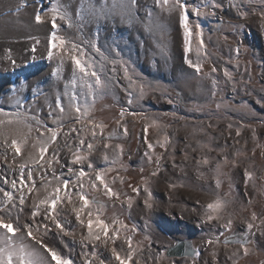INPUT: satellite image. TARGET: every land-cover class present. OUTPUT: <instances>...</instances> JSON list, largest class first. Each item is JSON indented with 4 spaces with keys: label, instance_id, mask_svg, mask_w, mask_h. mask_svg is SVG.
<instances>
[{
    "label": "rangeland",
    "instance_id": "rangeland-1",
    "mask_svg": "<svg viewBox=\"0 0 264 264\" xmlns=\"http://www.w3.org/2000/svg\"><path fill=\"white\" fill-rule=\"evenodd\" d=\"M185 2L191 11V7L201 5L205 0ZM233 2L215 0L219 7L202 9L198 22L203 25L207 56L201 54L202 73L196 74L185 63L179 13H169L157 6L155 0H137V7L131 15L123 17L120 14L99 15L98 10L104 0H43L41 10L50 9L56 3L71 17L72 27H68L65 21H58L61 36L84 47L98 63L100 57L91 48V43L98 44L109 57L100 73L102 79H107L108 89L96 99L91 116L104 125V136L115 133L118 137L107 141L112 148L117 144L123 147V155L115 165H111L108 180L112 182L116 178L112 183L113 189L127 196L109 199L103 189L90 190L89 194L106 205L101 219L111 223L112 217L118 216L128 226L133 246L137 249L132 264H137V261L138 264H264V4L261 0H244L238 11L232 6ZM235 2L239 3V0ZM21 4L27 6L20 7ZM38 9L40 4L37 0H0V108L15 111L14 102L19 99L27 114L55 126L49 117L48 105L55 108L57 94L63 97L65 85L72 79L73 68L70 62H66L59 78L53 76L58 61L47 59L51 12L45 17L46 22L38 25L34 19ZM196 21L193 16V22ZM197 43L194 37L193 51L188 56L194 63L197 61ZM34 46L35 53L32 51ZM9 49L11 58L16 61L15 66L10 62ZM112 60L117 61L115 72ZM120 61L135 69L134 78L145 87V96L131 105L128 104V90H134L138 85L130 89ZM225 70L231 73V80L225 77ZM209 77L218 82L215 95L212 94V79ZM21 81H26L22 89ZM13 85L17 88L16 93L11 91ZM63 102L67 105L66 97ZM122 110L145 115L121 117ZM54 115H59L58 110ZM74 115L64 117L65 132L73 126L81 127L73 123ZM152 119L158 122V128L150 126ZM230 124L231 129L228 127ZM123 125L127 126L128 135H124ZM146 125L149 126L147 140L155 145L151 153L152 163L145 157V152L149 151L145 143ZM238 127L239 137L235 134ZM165 134L171 138L167 150L157 143ZM35 135L38 134L34 132ZM71 135L74 137L75 133ZM87 139L90 140L91 136ZM33 142L30 139L23 147L22 155L15 158L18 162L34 151ZM57 143L63 146L64 138L61 137ZM95 143L97 147L90 159L97 167H105L103 143L99 137ZM112 148L108 149L110 158ZM51 151L49 149V156ZM204 156L211 163L198 165L197 161ZM224 156L230 161L235 160V166L231 163L222 165L221 184L217 189L216 174L212 169ZM60 157V163L53 165L57 173L66 171L62 165L67 164L70 158L67 149L60 153ZM156 157L161 158L159 167L155 163ZM12 161L11 151L7 153V160L0 157V170L9 179L13 170L7 165ZM245 170L255 177L254 183L248 182L247 187ZM18 171L16 168L17 175ZM48 171L50 175L51 170ZM153 171L158 175L153 176ZM121 179L124 183L120 182ZM36 180L37 187H40L38 173ZM145 182L151 192L150 199L144 192ZM172 184L176 187H169ZM0 186L11 191L10 185ZM134 188L140 189L139 195L133 191ZM217 194L229 201L222 214L223 219L202 222L204 206ZM35 195V192L26 194L20 212L21 224L32 223L39 238L70 257L74 264H87L88 261L99 264V259H103L105 264H117L110 247L99 241L84 240L81 243V238L87 235V217H83L84 225L77 222L72 203L65 201L58 206L60 219L66 222L72 235H57L58 230L51 220L44 219L46 213L43 210L33 220L31 213ZM127 197L133 199L131 209L127 208ZM145 200L151 207L145 205ZM73 203L79 207L75 198ZM253 213L258 217L255 221H252ZM228 219L232 220L231 231L222 227ZM248 222H252L254 227L248 244L250 253L244 256L239 245L225 246L223 240L233 234L244 233ZM45 224L50 229H45ZM217 238L220 243L216 242ZM185 240L193 243L198 256L166 257L167 248ZM25 242L43 253L34 240L26 238ZM115 246L121 249V255H126L127 245L122 239L117 240ZM93 249L97 258L90 255ZM233 253L237 255L233 256Z\"/></svg>",
    "mask_w": 264,
    "mask_h": 264
},
{
    "label": "snow or ice",
    "instance_id": "snow-or-ice-1",
    "mask_svg": "<svg viewBox=\"0 0 264 264\" xmlns=\"http://www.w3.org/2000/svg\"><path fill=\"white\" fill-rule=\"evenodd\" d=\"M40 4V9L35 14V23H45V17L51 12L50 27L51 32L48 38L47 47V59L49 61L57 60L58 63L53 71V76L59 78L61 69L66 62H70L73 68L72 79L65 85V91L63 97L58 93L55 101V108L52 104H49V117L53 120L55 126H49L46 122L38 119L34 115H29L24 110V104L21 100L17 99L15 103V111H5L0 108V157L7 160V153L11 151L13 155L12 163L7 167L13 170V176L11 179L0 170V184L10 185L11 191L7 188L0 186V264H74V261L61 253L56 247L50 246L44 240L39 238L38 232L35 231L32 223L24 222L21 224L20 212L25 204L26 194L31 195L35 192L34 208L31 213L33 220L35 217L41 214L43 210L46 215L44 219H50L55 229L58 230L57 235L63 234V236L72 235L71 229L67 227L65 221L60 219V212L58 206L62 205L65 201L73 204V211L75 212L76 221L81 225H84V216L87 217V235L81 238V243L84 240L89 242L99 241L106 247H110L112 257L117 264H132L133 257L136 255L137 249L133 246V239L128 231V226L124 224L118 216H113L111 223L105 222L101 219L104 208L106 207L95 196H90V190L99 191L103 189L104 195L109 199H120L121 195L127 196L115 191L112 187V183L116 178H113L112 182L108 180V173L112 171L111 165H115L117 159L123 155L122 145H112L107 141L117 139L115 133L104 136V125L96 122L92 116L91 111L98 96H103L108 89L107 79H102L101 72L104 69V63L108 61L109 57L101 51L100 47L96 43H91V48L99 55V63L92 57L84 47L76 44L75 42L67 40L65 37L59 34L61 25L58 21H65L68 27H72L73 22L71 17L59 7L56 3L51 5L50 9H43V0H37ZM244 0H239L236 3L235 0L232 4L238 11L241 10L240 5ZM251 2V0H249ZM264 4V0H261ZM155 4L162 9H166L169 13L178 12L179 27L182 30V42L183 51L185 55V63L188 67L192 68L196 74L202 73V66L200 62L201 54L207 56L206 45L204 41L203 25L198 22V18L203 14L202 9L208 7L216 8L220 5L215 3V0H205V3L191 7L185 0H155ZM26 4H21L20 7H26ZM137 7V0H104V3L100 6L98 14L107 16L110 14H120L123 16H130L132 10ZM97 10H94L96 12ZM19 12V8H17ZM215 13L213 12V15ZM151 11L148 16L151 18ZM193 16L197 18L196 22H193ZM197 40V46L195 53L197 61L194 63L188 58L189 53L193 51L192 44L193 38ZM37 43L39 41L37 40ZM35 53V46L32 48ZM163 52L164 49L161 48ZM9 59L13 66L16 65L15 59L10 56ZM237 55L239 54V48L236 49ZM119 55V53H117ZM35 57H33L34 59ZM113 71H116V60H112ZM120 66L123 69L124 78L128 80L129 86H137L134 90H128V104L131 105L135 100L142 99L145 96V87L143 83L138 82L134 78L135 69L130 68L124 61H120ZM216 71L215 68L212 70ZM225 77L231 80V73L225 70ZM211 78V77H209ZM212 79V94H216L218 82L216 79ZM26 86V81H21L20 88ZM77 88L80 91H77ZM11 91L17 92L15 85L12 86ZM67 98V105L64 104V98ZM172 102L171 100L169 101ZM264 102V101H262ZM220 105H217L219 108ZM58 110L59 115H54V112ZM73 116V123L80 124V128L75 126L71 127L69 131H64L63 120L65 116ZM121 117L125 115L131 116H144V113L132 112L122 110ZM151 127H159L158 122L155 119L151 121ZM124 135H128V128L123 125ZM211 127V125H209ZM229 129L232 125H228ZM149 126L144 127L145 143L148 146L149 151L145 152L149 163L153 162V156L155 145L147 140ZM38 135L33 136V133ZM75 133L73 137L71 134ZM236 136L241 135L239 127L236 131ZM91 139H87L88 136ZM63 137V146L57 143V141ZM97 137L100 138V143H103L104 153L103 160L105 161V167H97L96 164L90 159L91 155L96 150ZM34 140L32 143V153L22 161L18 162L15 158L22 155L23 147L28 144L29 140ZM69 139L72 140L69 143ZM78 141V143H77ZM160 147L167 150V146L171 143V138L168 135H164L161 141H157ZM55 145L56 147H52ZM203 147V145H201ZM112 148L113 155L110 158L108 155V149ZM49 149H52L51 156H49ZM67 149L70 154V158L67 164L62 165V170L57 173L53 165L60 163V153ZM160 157H156L155 163L159 167ZM211 161L207 156L202 157L197 161V164L209 165ZM231 163L235 166V160H229L227 156L223 157V160L217 161L215 168L212 171L216 174V188L218 189L221 184L220 175L222 165ZM87 165L86 168L84 165ZM15 165V168L13 167ZM16 168H18V175L16 174ZM51 170L50 175L49 171ZM143 170V169H141ZM40 176V187H37L36 174ZM153 176L158 175L157 171L152 172ZM245 186L248 182L255 180L254 174L245 170ZM121 183L124 181L121 179ZM169 187H176L172 184ZM134 192L139 195L140 189L134 188ZM144 192L148 194V198H151V192L145 182ZM41 193L43 195L41 196ZM73 198L79 202V207L73 203ZM145 205L151 207L148 200H145ZM229 201L222 199L218 194L214 199L208 202L204 206V213L202 222L211 223L213 221H221L223 219V212L228 207ZM133 206V199L127 197V208L131 209ZM258 219L255 213L252 215V221ZM264 223V221H262ZM45 229H50L48 224L43 225ZM222 227L227 230H232V220L228 219L223 223ZM254 224L248 222L246 224V231L240 234H233L231 237H227L223 240L225 246L229 244H236L243 250V255L247 256L250 253L248 244L251 242L250 234ZM20 233V235H17ZM220 235H223L221 233ZM32 239L35 241V245H39L40 249H43V253L36 249L34 246L28 245L25 241ZM123 241L127 245L126 255H121V249H118L115 245L117 240ZM62 240V237H61ZM63 242V240H62ZM217 243H220L217 238ZM212 243L211 240L208 241ZM67 247V244H65ZM44 253L47 255L45 256ZM186 254L187 251H186ZM93 258H97V252L93 249L90 253ZM195 255H199L198 252ZM236 256V253L232 254ZM48 257L51 259L49 260ZM87 264H91L88 261ZM99 264H105L103 259H99ZM138 264V261H137Z\"/></svg>",
    "mask_w": 264,
    "mask_h": 264
},
{
    "label": "water",
    "instance_id": "water-1",
    "mask_svg": "<svg viewBox=\"0 0 264 264\" xmlns=\"http://www.w3.org/2000/svg\"><path fill=\"white\" fill-rule=\"evenodd\" d=\"M186 251L188 254H186ZM197 250L189 240L178 241L166 249L165 255L168 258H193Z\"/></svg>",
    "mask_w": 264,
    "mask_h": 264
},
{
    "label": "bare ground",
    "instance_id": "bare-ground-1",
    "mask_svg": "<svg viewBox=\"0 0 264 264\" xmlns=\"http://www.w3.org/2000/svg\"><path fill=\"white\" fill-rule=\"evenodd\" d=\"M198 88V87H197Z\"/></svg>",
    "mask_w": 264,
    "mask_h": 264
}]
</instances>
